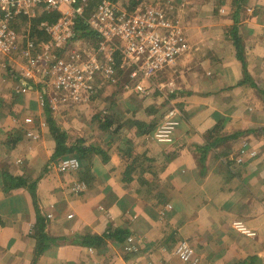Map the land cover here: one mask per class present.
Segmentation results:
<instances>
[{
	"label": "crops",
	"instance_id": "crops-1",
	"mask_svg": "<svg viewBox=\"0 0 264 264\" xmlns=\"http://www.w3.org/2000/svg\"><path fill=\"white\" fill-rule=\"evenodd\" d=\"M162 6L186 49L147 94L122 72L79 103L50 88L46 118L38 94L20 92L33 123L0 116V264H185L183 242L197 264H264V0ZM170 117L172 140L159 142ZM49 121L71 152L57 156ZM66 156L77 172L59 171ZM10 176L26 185L6 191Z\"/></svg>",
	"mask_w": 264,
	"mask_h": 264
},
{
	"label": "built area",
	"instance_id": "built-area-1",
	"mask_svg": "<svg viewBox=\"0 0 264 264\" xmlns=\"http://www.w3.org/2000/svg\"><path fill=\"white\" fill-rule=\"evenodd\" d=\"M117 4L113 0H0V63L24 78L21 91L37 93L43 105L50 88L62 100L86 101L96 93L99 80L117 82L119 70L128 76L127 91L147 94L144 83L184 53L183 28L171 15L172 8L145 5L130 10ZM45 14L57 17L36 25L45 34L41 37L34 33V24ZM18 58L22 63L15 65ZM36 74L48 87L36 86ZM176 126L174 119L166 121L157 140L171 142ZM80 168L75 156L59 163L63 173ZM235 226L250 234L241 223ZM177 254L185 264H197L195 251L187 243H180Z\"/></svg>",
	"mask_w": 264,
	"mask_h": 264
},
{
	"label": "rangeland",
	"instance_id": "rangeland-1",
	"mask_svg": "<svg viewBox=\"0 0 264 264\" xmlns=\"http://www.w3.org/2000/svg\"><path fill=\"white\" fill-rule=\"evenodd\" d=\"M116 1L118 3L117 5L120 8L132 9V10L139 7H144L145 5H152L151 3L162 6L163 4H167L170 2V0H141V2L137 0H116ZM24 28H25V23L22 24V29ZM21 63L22 60L18 58L15 62V65ZM118 73H119L118 78L120 83L123 77V73L120 71H118ZM121 75L122 77L120 78ZM35 76L38 82V85H36L38 88H41L43 86L48 87L46 83L42 82V77L40 75L36 74ZM23 79L24 78H22L21 76L17 75L12 71H6V69L0 63V116L4 117V116L12 115L13 117L17 118L19 121H25V119L27 118L30 119L33 118L34 120L35 116L38 114V113L33 114L36 113L35 105L30 107L28 104L29 101H27V103L25 101L26 97L21 96L22 95L21 93H23L21 91V83ZM35 99L37 100L38 97L36 96ZM37 101L41 102L39 99ZM48 101L50 100L48 99L44 105L42 104V102L41 104L37 103L38 109H40L41 113H43L44 118H46V116L44 115L46 114V112L48 114H52L53 111H55L54 109L51 108V105L50 103H48ZM3 124H5V122L0 121V130L2 129L4 130L6 129V127L9 126V124H5V126H2ZM34 124L36 125L35 122ZM15 136L16 135L8 136L5 143L13 146L14 144H17L16 141L14 144H12V141L17 138V136L16 138Z\"/></svg>",
	"mask_w": 264,
	"mask_h": 264
},
{
	"label": "trees",
	"instance_id": "trees-1",
	"mask_svg": "<svg viewBox=\"0 0 264 264\" xmlns=\"http://www.w3.org/2000/svg\"><path fill=\"white\" fill-rule=\"evenodd\" d=\"M113 1H116V0H113ZM132 10V9H130ZM54 16H49L48 14H45L44 16H42L41 18H39V20H36L35 21V24H34V27H36L37 24H39L40 22L42 21H55L56 20V17H57V14H53ZM38 27V25H37ZM37 27L36 29L34 30V33L38 36H41V37H44L45 34L39 32L37 30ZM80 28L84 29V26H80ZM50 123V128H51V132H52V135L54 136L55 140L57 141V144H58V150H57V156H61L62 154H65L67 152H71V150H67L64 145H65V141H66V134L63 133L55 124H53V121H49ZM8 179L10 180V185H6V191H9V190H12L14 188H20L22 186H25L26 183H25V180L23 178H17V177H8ZM43 227L44 225H41L40 228H41V231L43 230ZM119 235H125V233L123 231H118L116 234H112V233H107L106 235H104L103 237H86L85 238V244L86 245H94V246H98L100 247L103 243H105V240L106 239H112V238H116L118 237ZM39 238L44 240V235L41 236L39 235ZM82 244V243H81ZM83 245V244H82ZM39 252H42V249L39 250Z\"/></svg>",
	"mask_w": 264,
	"mask_h": 264
}]
</instances>
